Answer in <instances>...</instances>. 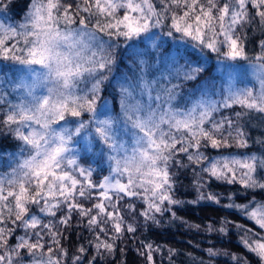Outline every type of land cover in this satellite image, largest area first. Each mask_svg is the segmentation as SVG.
<instances>
[{
    "label": "snow or ice",
    "instance_id": "6c2138e0",
    "mask_svg": "<svg viewBox=\"0 0 264 264\" xmlns=\"http://www.w3.org/2000/svg\"><path fill=\"white\" fill-rule=\"evenodd\" d=\"M13 7L14 0H0V16ZM157 30L177 45L175 53L165 49L162 60L152 58L161 47ZM121 42L133 49L147 44L152 52H137L135 83L118 85L132 134L117 142L115 121L100 119L99 110ZM184 45L200 58L186 56ZM213 58L223 81L219 90L203 79ZM5 62L30 75L13 81L14 98L0 92V153L10 138L11 152L23 157L11 172L0 170V264H98L109 257L125 264L120 244L139 240L142 230L175 224L209 238L207 259L186 252L187 264H219L218 257L251 264L247 255L212 243L213 236L230 238L232 229L256 264H264V0H29L22 21L0 22ZM80 82L87 87L80 89ZM186 85L194 91L185 94ZM89 116L115 153L103 176L68 155L67 129L50 141L46 135L66 117ZM189 174L186 187L194 198L182 199L180 177ZM205 204L227 214L201 223L180 214ZM74 227L90 238L69 249L64 241ZM137 253L142 264H177L182 254L147 240H140Z\"/></svg>",
    "mask_w": 264,
    "mask_h": 264
},
{
    "label": "trees",
    "instance_id": "16d2710c",
    "mask_svg": "<svg viewBox=\"0 0 264 264\" xmlns=\"http://www.w3.org/2000/svg\"><path fill=\"white\" fill-rule=\"evenodd\" d=\"M29 0H14V7L11 12H8L4 16H0L1 22H4L6 25L7 23L16 24L23 20L24 15L27 12V4ZM94 24V20L92 22ZM92 24H90V27H92ZM100 37L107 41L109 39L108 36L104 35L103 33H98ZM159 36V42L161 44V47L159 48V53L163 59V53L165 49H171L173 53L176 51V43L173 42L170 38L162 37V35ZM150 43V42H149ZM254 46L251 44L249 45V52L252 54ZM148 49L147 44H139L136 49H133L131 47H125V43L121 42V46L118 50H115V55L117 56V71L113 73L114 79L111 80V82L106 85V91L103 93L104 97L107 98L110 101L111 107L115 112L120 111V105H119V92H118V85L125 83V80H127V83L133 84L134 75L136 74L138 68H137V52L144 53ZM185 49L187 51L185 52V55L190 57L193 60H197L200 58V55H198L195 51H192L187 47V45H184L181 47V51L184 52ZM149 50H151L149 48ZM152 51V50H151ZM147 52V51H146ZM156 53V52H153ZM152 53L154 59L155 55ZM107 54V51L105 50V53ZM215 59H210L207 64V72L204 74L203 79H207L210 81V83H214L215 86L218 83L217 81H214L215 78H221L219 75L215 76V66L216 62ZM12 68V64L10 63H3L0 64V80H4L7 75L6 73L10 72ZM4 76V77H3ZM3 77V78H2ZM220 87V86H219ZM189 89H193V85H186L184 88L185 94H190ZM216 89L218 87L216 86ZM220 89V88H219ZM218 89V90H219ZM197 95L199 93H196ZM187 98V96H186ZM253 134H256V130H253ZM0 139H3V137H0ZM12 141L9 138L8 143L5 145L6 149L11 150L10 145ZM211 155H216L215 150H209ZM233 152L236 151H243V150H236L233 149ZM99 176H103L107 174V169H104L103 171H97ZM180 180L182 182V186L180 188L179 195L182 199H192L194 198V192L187 188L186 186L189 184V181L191 180V175H181ZM214 190L217 192H223L225 190L224 186H215ZM259 198V197H257ZM185 219L189 220L192 223H201V222H208V221H214L218 220L221 217L225 216L227 213L225 210L220 209L216 205H199V206H191L190 210L185 209L182 210L180 213ZM229 219H235L238 223H245L249 227H252V224L250 221H246L243 217L239 216H229ZM22 234V233H21ZM139 236V240L129 238L128 240H125L122 244H120V247L124 248L125 255L123 256V259L125 261V264H142L143 257L138 255L137 248L139 247L140 240H147L148 242H153L155 244H159L161 246H167V247H173L180 249L181 256L177 257V264H187V256L183 255V253L186 252H192L195 256H203L205 259H207L206 254L204 253V249L211 246L209 243V238L203 234V233H195L194 231H189L185 227L180 226L178 224L171 225L170 227H167L165 229L160 228H151L149 230H142L137 234ZM68 239L64 241L65 247L69 249H74L75 246H78L82 243H85L87 239L90 238V233L87 232L86 229H76L75 227L70 230L67 233ZM191 241V244L189 243ZM212 243L216 245V247H224L232 252L239 253L240 255H247L248 258L251 261V264H256V258L254 256H251V254H247L246 250L240 245L239 243V235L237 234L235 229H232V234L230 238L227 239H221L217 236L212 237ZM199 244L200 247L196 248L195 245ZM92 250L90 249V252ZM117 259H120L119 256H117ZM159 260V257H157ZM219 264H225L226 258L225 257H218L217 258ZM98 264H116V262L109 257L107 261H98ZM160 264H168V261L166 259L160 261Z\"/></svg>",
    "mask_w": 264,
    "mask_h": 264
},
{
    "label": "clouds",
    "instance_id": "9594fccd",
    "mask_svg": "<svg viewBox=\"0 0 264 264\" xmlns=\"http://www.w3.org/2000/svg\"><path fill=\"white\" fill-rule=\"evenodd\" d=\"M115 54V50H113ZM36 71H41L36 69ZM12 74L17 77L19 76H29V70L15 67L11 69ZM48 87L53 86L51 82L48 83ZM87 87V82H80L79 88L85 89ZM41 91V90H38ZM105 107L100 109V119L105 118V115L110 116L115 121L114 133L117 137V142L130 140L132 129L130 124L125 120L121 112H115L110 104V101L105 98ZM96 117L89 116L86 120L77 119L75 122L70 117H66L65 122L59 124L58 126L52 125L46 130V135L49 141L55 133L67 129L68 131L65 135L71 140L69 148L72 149L68 155L75 154L78 161H81L82 167H91L96 172L99 170L108 169L110 166V157L114 156L113 153L107 146V143L103 141L101 137L97 134L98 124L95 122ZM35 127V125H33ZM79 129V132H77ZM25 148V155H28L30 149L27 146ZM19 151V149H17ZM23 157H16L11 152V150L6 149L3 153H0V170H6L11 172L17 167V161L22 160Z\"/></svg>",
    "mask_w": 264,
    "mask_h": 264
},
{
    "label": "rangeland",
    "instance_id": "374dc122",
    "mask_svg": "<svg viewBox=\"0 0 264 264\" xmlns=\"http://www.w3.org/2000/svg\"><path fill=\"white\" fill-rule=\"evenodd\" d=\"M2 20L0 19V22H1ZM7 24H11V23H7ZM157 33H158V35H162V37H166V38H170V37H167V36H164L163 35V33H162V31H160V30H157ZM98 35V34H97ZM98 37L99 38H101L100 37V35H98ZM171 40H172V38H170ZM126 47V46H125ZM187 47H189V49L190 50H192V51H195L198 55H200V53L198 52V51H196V50H194L190 45H187ZM91 51H96L97 52V58L99 57V54H100V52H99V50L97 49V48H95V47H93L92 49H91ZM145 52L147 51V52H152L151 50H149V48L148 49H146V50H144ZM91 54V52H87L86 53V55H90ZM154 55H155V58L156 57H160V59L162 60V57H161V55H160V53H159V49L156 51V53H153ZM152 58L154 59V57H153V55H152ZM215 61V60H214ZM216 62V61H215ZM15 67H19V66H14V65H12V68H15ZM11 68V69H12ZM214 72H215V76L216 75H219L220 77H221V73L220 72H218V71H216V70H214ZM137 74H138V70H137V72H136V74L134 75V79H133V84L135 83V80H136V76H137ZM155 74V73H154ZM6 75H7V77L3 80L2 79V81L0 80V92H2V93H4V94H6V98H14V96H15V93H12L11 92V87H12V83H13V81L17 78V76H14L13 74H12V72H11V70H10V72L8 73H6ZM4 77V76H3ZM2 77V78H3ZM214 81H217L218 83L216 84V86L218 87V89L219 88H221L222 86H223V81H222V79L220 78H215L214 79ZM246 83H248L249 84V86H251V82H250V80H247L246 79V81H245ZM220 86V87H219ZM217 89V90H218ZM199 95V94H198Z\"/></svg>",
    "mask_w": 264,
    "mask_h": 264
}]
</instances>
